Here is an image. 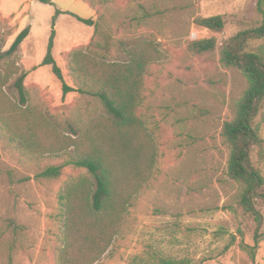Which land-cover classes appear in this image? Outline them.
I'll list each match as a JSON object with an SVG mask.
<instances>
[{
    "label": "rangeland",
    "instance_id": "obj_1",
    "mask_svg": "<svg viewBox=\"0 0 264 264\" xmlns=\"http://www.w3.org/2000/svg\"><path fill=\"white\" fill-rule=\"evenodd\" d=\"M25 1L8 4L4 13L17 4L24 8ZM65 7L61 2H35L31 10L0 14V74L6 75L12 62L27 74L28 103L20 108L27 107L38 119L35 140L40 146L30 153L0 130V264H56L64 245L59 196L70 178L89 179L66 161L89 153L94 134L110 119L97 98L71 93L63 99L50 68L39 67L55 10ZM257 8L258 0H94L92 20L98 32L85 42L92 28L68 15L58 18L53 56L70 87H79L69 70L74 51L95 62L124 63L128 51L147 44L162 59L147 68L137 110L142 134L155 145L151 180L127 210L122 233L94 264H156L161 259L264 264V225L254 247L255 224L237 205L240 187L227 176L229 151L221 138L223 124L232 120L247 84L240 71L221 65L220 51L226 40L259 24ZM261 9L264 12V3ZM213 16L223 18L221 32L195 24ZM30 21L31 37L14 55L3 57L19 28L32 27ZM209 38L216 40L212 53L198 56L188 51L191 42ZM18 77L13 75L3 87L14 107L19 102L14 87ZM256 124L262 145L251 157L264 177V106ZM53 144L61 151L47 152ZM50 166H64L61 177L35 179ZM257 209L264 216V202L258 201Z\"/></svg>",
    "mask_w": 264,
    "mask_h": 264
},
{
    "label": "trees",
    "instance_id": "obj_2",
    "mask_svg": "<svg viewBox=\"0 0 264 264\" xmlns=\"http://www.w3.org/2000/svg\"><path fill=\"white\" fill-rule=\"evenodd\" d=\"M34 1L54 6L53 0ZM82 1L90 8L93 6L94 0ZM97 1L107 3L117 0ZM263 3L264 0H258L257 9L261 14L259 24L226 40L219 58L222 66L240 71L247 84L234 107L232 120L223 124L221 138L229 151L227 176L240 187L237 205L255 224L254 247L260 243L259 232L264 225V216L257 209V202H264V177L254 166L251 157L253 149H260L262 145L256 119L264 106ZM60 15H68L83 25L92 27L93 36L98 32L94 20L55 10L46 54L39 67L50 68L61 85L63 99L71 93L97 98L110 119L101 126L100 132L94 134L89 144V153L78 154L66 161V166L85 171L89 179L85 176L70 178L59 196L64 208V245L56 256V264H94L122 233L127 210L151 180L155 145L144 132L142 134L137 110L143 99L147 68L161 63L162 59L147 44L128 51L129 60L124 63L95 62L82 51H74L69 55V70L79 87H70L53 56L56 20ZM195 24L214 33L221 32L225 26L221 16L201 18ZM29 32L30 27L20 31L3 57L14 55ZM256 42L260 44L253 47L252 44ZM89 47H93V42ZM215 47L216 40L209 38L191 42L188 44V51L201 56L212 53ZM17 74L19 77L14 82V87L19 102L14 107L3 92V87L10 77ZM26 75L19 72L15 62L8 64L6 75L0 74V130L9 141L23 143L32 153L40 149L35 140L38 119L32 117L27 107L20 108L28 103L24 86ZM46 151L60 152L61 148L53 144ZM63 168L64 166L47 167L35 179H58ZM156 264L180 263L161 259Z\"/></svg>",
    "mask_w": 264,
    "mask_h": 264
},
{
    "label": "crops",
    "instance_id": "obj_3",
    "mask_svg": "<svg viewBox=\"0 0 264 264\" xmlns=\"http://www.w3.org/2000/svg\"><path fill=\"white\" fill-rule=\"evenodd\" d=\"M16 0H0V14L2 15H7V16H12L13 14L19 12V11H23V10H31V6L33 3L37 2V1H34V0H26L25 1V4L26 6L23 8L22 6H19V4H17L15 6V8L10 11L8 14H5L4 11L6 10V7L8 4H13L15 3ZM54 5H56V3H63L65 4V8H59L57 10L61 11V12H70L72 14H75L83 19H94L95 18V15H96V12L91 9L86 3H84L82 0H53L52 1ZM82 14V15H81ZM61 16V15H60ZM58 16V18L60 17ZM57 18V20H58ZM56 20V22H57ZM29 25H31L32 27H30V32H29V35L27 36V38L24 40V43H26V41L31 37V34H32V31L34 30V25H33V22L30 21L29 22ZM56 26H57V23H56ZM55 26V28H56ZM23 26H21L18 30V33L19 31L22 29ZM92 28V27H90ZM93 29V28H92ZM57 32V30H56ZM93 36V32H90L86 35V38L84 39V42L88 39V38H91Z\"/></svg>",
    "mask_w": 264,
    "mask_h": 264
}]
</instances>
